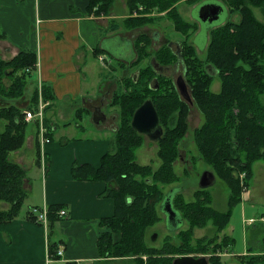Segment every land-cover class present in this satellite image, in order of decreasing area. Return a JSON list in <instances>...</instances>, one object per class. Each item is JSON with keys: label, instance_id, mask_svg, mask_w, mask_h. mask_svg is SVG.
Returning a JSON list of instances; mask_svg holds the SVG:
<instances>
[{"label": "trees", "instance_id": "trees-1", "mask_svg": "<svg viewBox=\"0 0 264 264\" xmlns=\"http://www.w3.org/2000/svg\"><path fill=\"white\" fill-rule=\"evenodd\" d=\"M114 1L88 0L87 9L95 15L108 14ZM183 1L195 4L200 0H128L129 14L140 12L142 16L127 18V29L150 25L163 14L184 37L181 50L176 53L169 42L154 49L147 35H140L136 41L137 59L131 67H137L138 72L112 97L111 106L120 109V124L112 142L115 150L104 154L98 166L85 163L71 170L77 182L105 183L104 196L114 201V214L100 222L98 246L103 257L132 259L133 264H173L178 256L202 255L208 257L209 264H227L222 254L234 245L235 239L221 233L230 224L232 207L250 188L254 164L264 161V104L260 102L264 95V0H223L228 12L238 13L240 20H229L211 31L205 60L189 41L198 26L188 23L179 13L178 5ZM255 8L263 19L257 17ZM153 13L159 16H152ZM5 37L0 31V39ZM37 57L36 52L27 50H21L11 60L0 57V127H3L0 130V201L10 205L8 210L0 211V223L19 215L28 197L27 171L10 156L25 145L26 129L31 122L26 120V111H36L39 106L38 85L31 100L24 102L28 79L38 70ZM180 62L194 104L204 119L193 129V144L200 159L229 188L226 212L213 208L208 190H197L190 202L180 193L169 197L162 190V186L180 182L175 164L183 156L181 143L191 130L188 118L191 107L180 96L173 77L160 74L153 66L170 68ZM215 76L221 80L219 92L211 89ZM154 79L158 80L157 90L151 88ZM42 85L43 100L51 102L46 108L49 110L56 97L50 87ZM148 99L154 102L164 129V137L157 143V158L161 161L157 169L137 162V150L146 137L131 125L134 113ZM50 135L48 132L47 137L51 139ZM38 136L39 124L36 139L39 162ZM167 198L189 227L175 235L177 243L167 237L158 247L148 243L147 236L161 221L157 209ZM48 207L49 222L53 223L63 205ZM33 208L31 215L38 221ZM209 223L215 230L213 236H193L196 228H205ZM251 233L252 240L262 235L260 248L248 247L247 254L237 256V260L240 264H264V224L257 223Z\"/></svg>", "mask_w": 264, "mask_h": 264}, {"label": "crops", "instance_id": "crops-1", "mask_svg": "<svg viewBox=\"0 0 264 264\" xmlns=\"http://www.w3.org/2000/svg\"><path fill=\"white\" fill-rule=\"evenodd\" d=\"M87 2L88 0L0 2V31L6 36L0 39V57L2 60H11L21 50L36 52L39 63L36 80L50 87L56 97L45 113L44 124L47 134H51V143L47 145L45 158L40 149L39 162L37 157V164L43 165L44 170H49L47 176L50 177L41 188V199L32 202L34 204L29 206L27 214L20 212L11 221L0 223V264L134 262L132 259L103 257L99 252L98 238L102 231L100 222L102 218L114 214V201L104 196L107 188L105 183L77 182L71 175V161L75 157V164L98 166L103 155L109 152L108 146H112V143L107 142L109 138H101V135L110 130L115 134L117 125L107 127L111 116L105 112V108L111 106L113 94L123 89L127 78L138 72L137 67L131 68L137 59L135 41L141 34H145L154 45V40L164 37L160 34L163 24L171 23L161 14L162 17L152 27L160 33L150 36L141 33L140 28L127 29L125 20L135 16L129 14L128 0H115L110 12L102 15L89 13ZM183 3L186 1L179 3L178 8ZM23 6L26 8L23 9ZM151 15L156 16V13ZM10 22L14 26L13 32L9 27ZM173 30L175 37L180 38L174 27ZM100 56H106L107 60L102 62ZM30 100L28 98L24 102L27 104ZM47 102L50 106L51 102ZM57 102H60V106H56ZM54 106L61 113L57 111L48 119ZM98 110L107 116L99 124L94 122V113ZM64 111L79 119L77 126L81 131V138L74 151L62 152L56 150L53 144L52 131L60 129L61 125L57 122L66 114ZM89 123L95 128L88 127ZM35 133V136L26 139L24 145L31 151L30 163L36 162L38 126ZM64 142L70 144L67 139ZM24 147L11 154L15 157L14 162L23 167L29 162V154L23 151ZM57 168H63V177L53 175ZM31 188L30 179L27 178L25 190L28 195ZM55 204H62L61 210H65L67 215L60 217L57 214L54 222H49L47 226L31 215L33 207ZM9 208V204L0 201V211ZM262 215L264 213L260 217ZM58 252H62L61 255Z\"/></svg>", "mask_w": 264, "mask_h": 264}, {"label": "rangeland", "instance_id": "rangeland-1", "mask_svg": "<svg viewBox=\"0 0 264 264\" xmlns=\"http://www.w3.org/2000/svg\"><path fill=\"white\" fill-rule=\"evenodd\" d=\"M1 2V0H0ZM210 3H216L223 7V11H221V14L219 16V19L215 22H201L199 19V11L200 9ZM26 7L23 6V9ZM228 7L226 6L225 2L223 0H200L199 2L195 4L190 3H183L179 7V13L182 14L184 19L186 21L191 23H196L198 26V31L194 33L191 38H189L190 43H192L198 53V56L205 60L207 57V47L210 42V33L212 30L220 27V25L228 23L229 20L238 22L240 20V15L238 13H235L233 15L228 12ZM5 11L7 12L6 8ZM255 14L259 19H263L262 13L258 9H254ZM4 14V11H1ZM26 19H28V15L26 11L24 12ZM134 17L142 16L140 12L134 13ZM5 15H3L4 18ZM153 16V15H152ZM156 16H158L156 14ZM25 19V20H26ZM158 20L150 23V25H146L145 27L140 28L141 33H147L150 36L152 34H155L159 31L153 30L152 27H155ZM171 24L167 25V23H164L161 27V35H163V38H158L157 40H154L155 43L153 45V48H159L163 42L170 44V46L176 51V53L179 54V50H181L182 42L184 41V37L179 34L180 38L175 37V32H173L174 24L172 21H169ZM159 25V24H158ZM9 27L11 31L13 32V23L10 22ZM149 28V29H146ZM175 29V28H174ZM137 34V33H136ZM137 36V35H136ZM135 36V39H136ZM136 42V41H135ZM135 68V67H133ZM158 72L162 75L172 76L173 79L176 81L179 77L183 76L185 77L184 73V66L181 64V62L178 65H174L170 68H164L163 70H158ZM37 73V72H36ZM34 74L29 77L28 84H27V90L25 99H28L32 97V93L37 86V78L38 75ZM216 75V74H215ZM130 78V77H129ZM127 78V80L129 79ZM215 78L212 84V91L219 92V89H221V80L220 78ZM127 82V81H126ZM36 83V85H35ZM101 84V88H102ZM192 96V93H191ZM193 98V97H192ZM264 104V95L261 97V101ZM191 112L189 122L191 126L190 133L186 137V140L184 143H181L182 145V157L181 160H178L175 164V171L180 176V182L175 183L171 186H162L163 192L166 194V196L169 195V197L174 196L177 193L182 194V197H185L186 201L190 202L195 199L193 196L194 193H196L197 190L201 189L198 182H200V178L202 174L206 171H212L211 167L204 161H202L199 157V153L197 151V147L195 144H193V129L199 127L203 123V116H201V113L199 112V109L194 104H190ZM56 106H60V102H57ZM54 106V111L50 112L48 114V119H51V115L55 112L61 113L59 110H56ZM105 112L110 115L109 125L108 128H111V125H117V127L120 124L119 114L120 109L117 107L109 106L105 108ZM64 117L59 120V123L61 125L60 129L53 130L52 137H54V145L56 146V150H60L62 152L67 151H74L76 147L79 145L77 142H79V139L81 136V131H79V127L77 126L79 119H77L75 116H72V113L64 111ZM70 114V115H69ZM69 115V116H68ZM114 119V120H113ZM37 120L34 119L30 123H28L27 129H26V136L25 138L29 139L30 137L35 136V131L37 130ZM71 123V124H70ZM37 124V125H36ZM86 126V123H84ZM88 127L95 128L91 123H89ZM0 130H3V127H0ZM115 135L112 130L108 131V133H105L101 135V138H109L107 142L112 143L115 139ZM95 136V135H94ZM68 140L69 143H65V140ZM76 139V140H75ZM27 141V140H26ZM112 146H108L109 151L113 152L115 148ZM23 150L26 154H29V162H26L27 166L24 168L27 171V177L30 179V186L31 191L29 192L28 197L26 198L25 202H23L25 205L21 211V214H27L28 208L30 205L34 204L32 202H38L42 197V189L44 187L45 182L49 179L50 176L48 175V171L44 170L43 165L40 166L37 164V154L35 153V160L36 162L30 163L31 161V151L29 148L24 147ZM158 146L157 142H154L150 140L149 138H145V143L137 150V162L141 165H147L151 164L155 169H157L161 161L158 159ZM12 161H14L15 157L14 155H11ZM76 158L74 157L71 167L77 166L78 164H75ZM254 176L253 179H251V185L248 189V192L243 193L242 200L239 201L232 210L231 220L229 226L221 233L222 235L226 234L231 236L235 239V243L233 246L229 248L228 251L222 254L223 261H225L227 264H240L239 260H237V256L245 255L247 254L248 247H253L255 250L260 248V239L262 238V235L256 236L253 240V234L252 229L257 225V223H249L250 218H258L262 213H264V161H258L254 164ZM72 169H70L71 171ZM63 168H57L54 171L53 175L56 176H62L63 177ZM244 177V174H243ZM216 183L214 186L206 189L208 192H210V195L212 196V206L214 209L220 211V212H226L228 210V199H229V188L225 182L222 181V179L217 178L215 181ZM245 198H244V197ZM166 206V202L163 203V207H158L157 211L159 213V216L161 217V221L158 222L154 227H152L149 230V236L148 237V243L155 244L158 247L161 246L165 239L167 237H171L174 243H177L178 238L177 233L180 232V230H185L189 227V224L183 221L181 218V215L178 214V220L175 222L177 223V227H175L174 223L170 221L167 213L164 211ZM213 233H215V230L213 226L209 223L208 226L205 228H196L194 230L193 236L195 238H201L204 236H213ZM155 235L156 239L152 240V236ZM196 256V255H194ZM197 257H202V255H198Z\"/></svg>", "mask_w": 264, "mask_h": 264}, {"label": "water", "instance_id": "water-1", "mask_svg": "<svg viewBox=\"0 0 264 264\" xmlns=\"http://www.w3.org/2000/svg\"><path fill=\"white\" fill-rule=\"evenodd\" d=\"M221 11H223V7L219 4L216 3L206 4L198 12L199 19L201 20V22H210V23L215 22L216 20L219 19ZM157 66L158 65L153 66L157 71L164 69V68L158 69ZM184 78L185 77L181 76L175 81L176 88L180 96L185 101L192 104L194 101L191 96V92H189L190 91L189 85L186 79ZM151 88L154 90H157L159 88L158 80L156 79L153 80ZM154 105L155 104L152 101V99H148L142 105H140V107L134 113L133 119H131L132 120L131 125L132 128L135 131H137V133L158 143L164 137V132H163L164 129L161 125L158 111ZM106 119L107 116L103 114L101 110H98L94 113V122H96L97 124L101 123ZM216 180H217V175L214 173V171H206L202 174L200 178V182L198 183L202 190H206L214 186ZM165 202H166V206L164 211L167 213L170 221H172L175 227H177V223L175 224V222L178 220L177 218L179 216L178 215L179 213L176 210H174L170 198H167ZM155 239L156 237L155 235H153L152 240ZM172 263L173 264H209V261L207 256L197 257L194 255H184V256H178Z\"/></svg>", "mask_w": 264, "mask_h": 264}, {"label": "built area", "instance_id": "built-area-1", "mask_svg": "<svg viewBox=\"0 0 264 264\" xmlns=\"http://www.w3.org/2000/svg\"><path fill=\"white\" fill-rule=\"evenodd\" d=\"M100 60L102 62H104L105 60H107L106 56H100ZM37 68H39V63L37 64ZM29 71V70H28ZM38 88H39V95H40V99H39V106L38 109L36 111H26V120L28 122L33 121L34 119H36L38 121L39 124V143H40V150L42 152L43 158H45V153H46V148L47 145H49L51 143V139L49 137H47V130L45 128V124L44 123V116H45V111L46 108L49 106V102L44 101L42 98V81H39V83L37 84ZM44 163V162H43ZM243 177V175H242ZM33 213L35 214V216H37V219L39 222L43 223L45 226L49 225V207L47 205H43L41 207H34L33 208ZM67 212H65V210H61L58 215H60V217H65L67 214ZM249 223H262L264 224V216L259 217V218H252L249 219ZM62 252H58L59 255H61ZM146 260V257H143Z\"/></svg>", "mask_w": 264, "mask_h": 264}]
</instances>
